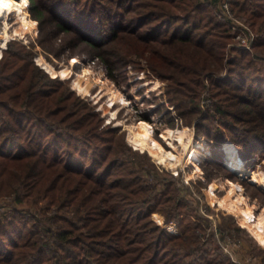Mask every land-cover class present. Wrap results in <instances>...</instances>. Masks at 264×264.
Segmentation results:
<instances>
[{
	"label": "trees",
	"instance_id": "1",
	"mask_svg": "<svg viewBox=\"0 0 264 264\" xmlns=\"http://www.w3.org/2000/svg\"><path fill=\"white\" fill-rule=\"evenodd\" d=\"M221 2L30 0L29 11L40 44L71 35L65 45H86L113 79L144 60L166 82L172 123L194 122L213 142L203 164L225 169L227 140L246 166L264 154V0H228L254 31L250 50L230 45ZM33 45L12 39L0 58V264H237L219 242L243 231L233 217L214 228L181 177L104 125L97 101L37 64Z\"/></svg>",
	"mask_w": 264,
	"mask_h": 264
},
{
	"label": "rangeland",
	"instance_id": "2",
	"mask_svg": "<svg viewBox=\"0 0 264 264\" xmlns=\"http://www.w3.org/2000/svg\"><path fill=\"white\" fill-rule=\"evenodd\" d=\"M30 0H28L27 11L29 16L36 20L37 25L34 32H27L25 28L21 29L22 34H15L14 28L20 26L17 22V18L13 15L8 19V30L10 36L4 47L1 48L0 58L3 54V49L7 48L8 41L12 39H19L25 44L33 42L31 47L36 55L34 60L41 67L43 65L39 62L38 56L42 55L53 67L58 71L55 75L51 74L49 70L44 68L52 76H58L61 79L68 82L72 89H74L81 97L90 98L93 101H97L96 108L100 111V115L104 119V125L117 127V134L123 133L125 141L128 146L133 150H137L140 153H145L149 156V160L162 171H169L181 177V184L188 185L196 198L200 199L202 211L209 218L210 224L216 228L218 215H231L234 223L240 225L243 231L241 233L226 234L220 239V245L222 246L224 253L229 255L237 264H261L262 256L264 254V245L259 244L257 239L249 232V230L240 223L236 213L230 211L218 204L216 201L226 195L227 191L232 188L233 185L238 184L242 186V196L245 198V203L239 206V209L244 212L248 206L256 205L258 208L264 206V186L251 183L252 186L244 184L249 182L248 177H241L236 173L231 172V169L225 165V145L230 142L225 141L222 147L218 150V153L222 156V165L225 169H219L215 165L203 164L204 159L209 155L208 151L212 149V141H208L203 135L197 134L195 123L191 125L184 124L182 120H176L172 123L171 113L163 110L160 105L164 104L168 109H171L172 115L176 117L175 108L167 103L165 86L166 82L162 81L158 77H155L147 70V66L144 60H141L143 64L142 70H135L133 64L128 65L125 71H116L115 78H111L105 74V66L99 62L98 57L92 56L90 49L83 43H75L72 45H65L69 40L67 34H57L52 37L49 44L43 46L40 44L39 39L41 32L39 30L40 23L37 19L33 18L30 11ZM220 10L231 18L233 21L232 31L234 33V39L231 46H237L240 44L238 36L251 39V45L247 49L252 48L254 39V31L244 23V20L235 15V12L231 10V6L228 0H222L219 4ZM4 27L3 20L0 19V32ZM250 41H248L249 43ZM241 47V46H238ZM243 48V47H242ZM75 60V65L72 63ZM69 67L70 71L63 77L59 72L63 68ZM88 71V76L92 80L97 78L102 80V85L92 83L87 94L83 93L76 85V82L85 83L84 72ZM137 71V72H136ZM157 82L158 87L155 90H149V86ZM112 91L115 93L112 94ZM121 98L128 102V105H123ZM210 100L204 96L202 98V104L208 103ZM163 105V106H164ZM116 110L114 117H111V112ZM147 116V117H145ZM147 122V131L149 133V141L157 142L161 145L165 151L171 153L174 151L173 147L160 138V133L166 128H191L193 130L194 145L197 147V157L194 159L195 164L202 170V178L193 176V167L176 166L170 167L165 162H161L155 152H151L148 148L144 150L134 148L127 139L129 128L139 120ZM118 120H122L121 124H117ZM175 143L177 141H174ZM203 143L207 146L204 151L199 147L197 143ZM231 143V142H230ZM193 145V146H194ZM182 147H179L181 150ZM237 148V147H236ZM238 150V149H237ZM264 155V154H263ZM259 155V158H253L249 166H246L248 171L251 172H264L262 167L264 164V156ZM231 173H233V176ZM264 178V177H263ZM243 179V180H241ZM210 185L214 186V201H210L208 198L207 190ZM258 187L259 189H255ZM236 193V192H235ZM189 195V194H188ZM235 196V194H234ZM192 198V196H190ZM3 205H0V211L7 209ZM257 211H253L251 214L254 217ZM154 218L161 223L165 228L172 232H179L177 223L174 221L165 223L162 216L153 214Z\"/></svg>",
	"mask_w": 264,
	"mask_h": 264
},
{
	"label": "bare ground",
	"instance_id": "3",
	"mask_svg": "<svg viewBox=\"0 0 264 264\" xmlns=\"http://www.w3.org/2000/svg\"><path fill=\"white\" fill-rule=\"evenodd\" d=\"M10 3H13L17 6L19 11L13 10L11 12H2L0 11V19L3 20L4 27L0 32V53L1 48L5 46L10 32L8 30V19L13 15L17 18V22H19L20 26L14 28L15 34H22L21 29L25 28L26 31L34 32L37 22L33 20L27 11V5L23 4V0H9ZM5 25L7 28L5 29ZM39 62L43 65L44 68L49 70V72L53 75L58 73V71L53 67L51 63H49L42 55L38 56ZM74 65L75 60L72 62ZM70 71L69 67L63 68L60 70V74L64 77ZM85 74V83L76 82V85L80 88V90L87 94L91 87L92 83L102 85V80L97 78L92 80L88 76V71L84 72ZM158 87L157 82H154L149 86V90H155ZM115 92L112 91V94ZM121 102L123 105H128V102L121 98ZM116 110L111 112V117H114ZM122 120H118L117 124H121ZM124 123V122H122ZM122 125V124H121ZM160 138L168 142L174 149L173 152L169 153L165 151V149L159 145L156 141H149V133L147 131V122L144 120H139L135 122L129 128V132L127 135V139L130 144L136 148L144 150V148H148L151 152H155L158 159L161 162H165L168 166L173 167L177 164L185 167L191 166L193 167V176L202 178V170L197 167L194 162V159L197 157L196 149L197 147L193 144V130L191 128H166L160 133ZM174 141H177L176 143ZM201 149H205L207 146H204L203 143H197ZM194 145V146H193ZM179 147H182L179 150ZM225 165L228 166L234 173L240 175L241 177H248L250 182H253L258 185L264 186V172H249L245 166V160L239 155L236 146L233 143H226L225 145ZM242 186L235 184L232 186L230 190L227 191L226 195L222 198L217 199L218 204L230 211L236 213V217H238L240 223L244 225L249 232L257 239L259 244L264 245V206L258 208L256 205L248 206L247 209L242 212L239 209L243 203H245V198L242 196ZM214 186L210 185L207 194L210 201H214ZM236 192V193H235ZM235 194V196H234ZM257 211V214L252 217L251 214L253 211Z\"/></svg>",
	"mask_w": 264,
	"mask_h": 264
},
{
	"label": "clouds",
	"instance_id": "4",
	"mask_svg": "<svg viewBox=\"0 0 264 264\" xmlns=\"http://www.w3.org/2000/svg\"><path fill=\"white\" fill-rule=\"evenodd\" d=\"M28 3V0H23V4L26 5ZM13 10L19 11L17 6L13 3H10L9 0H0V11L2 12H11ZM7 28V25H5V29Z\"/></svg>",
	"mask_w": 264,
	"mask_h": 264
},
{
	"label": "built area",
	"instance_id": "5",
	"mask_svg": "<svg viewBox=\"0 0 264 264\" xmlns=\"http://www.w3.org/2000/svg\"><path fill=\"white\" fill-rule=\"evenodd\" d=\"M239 40H240V44H238L237 46H241V47H243V48H249L250 47V45H251V39L250 38H245V37H243V36H238L237 37ZM248 41H250L249 43H248ZM204 151V150H203ZM209 153H210V151H208ZM246 165V164H245ZM231 172H233L232 170H231ZM234 173V172H233ZM237 175V174H236ZM239 176V175H238Z\"/></svg>",
	"mask_w": 264,
	"mask_h": 264
},
{
	"label": "water",
	"instance_id": "6",
	"mask_svg": "<svg viewBox=\"0 0 264 264\" xmlns=\"http://www.w3.org/2000/svg\"><path fill=\"white\" fill-rule=\"evenodd\" d=\"M250 182V181H249ZM250 183H252V182H250Z\"/></svg>",
	"mask_w": 264,
	"mask_h": 264
}]
</instances>
